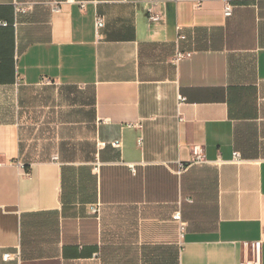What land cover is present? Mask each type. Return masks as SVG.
Returning a JSON list of instances; mask_svg holds the SVG:
<instances>
[{"label": "crops", "instance_id": "0c3cea01", "mask_svg": "<svg viewBox=\"0 0 264 264\" xmlns=\"http://www.w3.org/2000/svg\"><path fill=\"white\" fill-rule=\"evenodd\" d=\"M226 1L0 0V264H264V0Z\"/></svg>", "mask_w": 264, "mask_h": 264}, {"label": "built area", "instance_id": "2783aa9c", "mask_svg": "<svg viewBox=\"0 0 264 264\" xmlns=\"http://www.w3.org/2000/svg\"><path fill=\"white\" fill-rule=\"evenodd\" d=\"M24 7H21L20 10H24ZM55 10L60 9L59 4L54 6ZM147 13H148V18L150 21H158L161 19L162 14L161 12L157 9V2L156 0H150V4L147 8ZM224 14L226 16H231L233 14V4L227 0L224 6ZM9 22L6 20H0V25H8ZM104 25V19L102 17L97 18V27L100 28ZM181 38H185L184 34L180 35ZM191 52L190 51H178L176 58L180 59L186 56H190ZM180 99H183L182 96H180ZM113 144L115 146H120L121 145V140L116 139L113 141ZM192 152H193V158L192 162L193 163H202L207 161L206 155H205V150L204 147L200 144H196L192 147ZM57 155L53 156V159H57ZM240 157V152L239 151H234V159L237 160ZM181 168H184L185 165L183 163L180 164ZM96 169L99 168L98 165L95 167ZM175 217L177 219H181V213L178 211L175 213ZM181 230L185 229V223L181 222L180 224ZM243 246L245 249V255L243 259L238 263V264H262V240H252V241H244ZM3 257L5 259L9 258H16L20 261V264H26L21 262V255L20 252H5Z\"/></svg>", "mask_w": 264, "mask_h": 264}]
</instances>
